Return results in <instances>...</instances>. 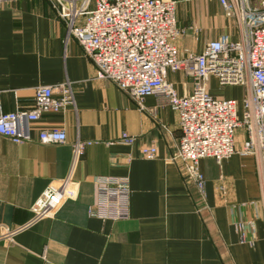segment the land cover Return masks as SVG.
Masks as SVG:
<instances>
[{
  "label": "crops",
  "instance_id": "obj_1",
  "mask_svg": "<svg viewBox=\"0 0 264 264\" xmlns=\"http://www.w3.org/2000/svg\"><path fill=\"white\" fill-rule=\"evenodd\" d=\"M185 33L181 54L200 53L210 40H240L245 29L227 16L220 0H176ZM179 94L194 80L168 72ZM69 82L75 109L46 112L31 122L33 140L16 143L0 135V264H264V165L254 155L235 154L218 164L204 158V194L176 159L178 115L159 94L140 106L115 83L96 77L93 62L49 0H0V114L30 109L35 88ZM208 92L240 103L247 85L220 84L212 74ZM64 128L68 141L42 144L43 128ZM122 133L134 136L121 143ZM87 147L73 171L76 199L65 201L53 218L1 237L2 227L32 219L31 206L50 182L67 176L75 139ZM245 130L238 129L241 145ZM128 177L130 217L102 220L89 215L94 177ZM237 222L246 223L247 242ZM254 222V227L248 225Z\"/></svg>",
  "mask_w": 264,
  "mask_h": 264
},
{
  "label": "built area",
  "instance_id": "obj_2",
  "mask_svg": "<svg viewBox=\"0 0 264 264\" xmlns=\"http://www.w3.org/2000/svg\"><path fill=\"white\" fill-rule=\"evenodd\" d=\"M65 21L69 35L93 62L96 77L115 83L140 106L146 96L162 95L178 115L180 140L177 159L187 175L205 192L206 176L200 168L204 158L218 164L235 154L254 155L264 165V0H220L227 16L235 17L245 29L240 40L221 38L208 41L200 53L181 54L177 40L185 33L177 19L176 0H49ZM183 72L194 80V89L179 94L168 72ZM216 75L220 84L247 85L240 103L233 98L210 94L205 82ZM30 109L0 114V135L16 143L33 140L31 122L46 112L75 109L69 82L40 85ZM245 139L236 143L238 129ZM36 140L42 144L68 141L64 128H43ZM132 144L134 137L121 135ZM94 141L77 138L69 174L54 180L31 206L33 217L17 227L3 226L1 237L13 241L15 235L41 219L54 217L67 200L76 199L79 182L73 171L86 148ZM95 198L89 215L102 220L130 217L131 188L128 177H94ZM241 241L246 240V223L237 222ZM254 227V222H248ZM71 264V263H61Z\"/></svg>",
  "mask_w": 264,
  "mask_h": 264
},
{
  "label": "rangeland",
  "instance_id": "obj_3",
  "mask_svg": "<svg viewBox=\"0 0 264 264\" xmlns=\"http://www.w3.org/2000/svg\"><path fill=\"white\" fill-rule=\"evenodd\" d=\"M131 98H132V97H131ZM132 99H133V98H132ZM133 100H134V99H133ZM135 102H136V101H135ZM169 106H170V105H169ZM122 134H123V133H122ZM122 134H121V135H122ZM133 137H134V136H133ZM91 141H92V140H91ZM134 141H135V138H134ZM94 143H98V141H94ZM94 143H93V144H94ZM121 143H122V142H121ZM133 143H134V142H133ZM133 143H132V144H133ZM124 144H125V143H124ZM128 145H131V144H128ZM88 147H89V146H88ZM86 149H87V148H86ZM84 154H85V153H84ZM82 157H83V156H82ZM82 157H81V158H82ZM81 158H80V160H81ZM175 158L177 159V156H176ZM178 160H179V159H178ZM70 169H71V168H70ZM69 172H70V171H69ZM202 172H203V171H202ZM68 174H69V173H68ZM68 174H67V175H68ZM79 185H80V184H79ZM196 186H197V185H196ZM198 189H199V188H198ZM199 191H200L201 194H204L203 191H201L200 189H199ZM72 200H73V199H72ZM32 214H33V212H32ZM55 215H56V214H55ZM32 217H33V216H32ZM48 218H49V217H48ZM50 218H53V217H50ZM44 219H46V218H44ZM41 220H42V219H41ZM14 238H15V237H14ZM5 240H6V239H5ZM13 241H14V240H13ZM13 241H10V242H13ZM247 241H248V240H245V241H242V242L245 243V242H247Z\"/></svg>",
  "mask_w": 264,
  "mask_h": 264
}]
</instances>
